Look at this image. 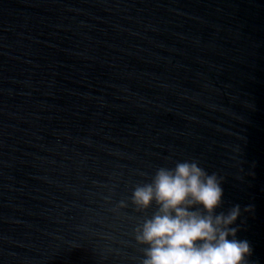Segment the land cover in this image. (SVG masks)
Listing matches in <instances>:
<instances>
[{"label": "water", "instance_id": "water-1", "mask_svg": "<svg viewBox=\"0 0 264 264\" xmlns=\"http://www.w3.org/2000/svg\"><path fill=\"white\" fill-rule=\"evenodd\" d=\"M184 161L264 264V0H0V264H142Z\"/></svg>", "mask_w": 264, "mask_h": 264}, {"label": "clouds", "instance_id": "clouds-1", "mask_svg": "<svg viewBox=\"0 0 264 264\" xmlns=\"http://www.w3.org/2000/svg\"><path fill=\"white\" fill-rule=\"evenodd\" d=\"M222 197L221 178L195 161L161 167L150 183L137 185L132 196L136 210L157 207L135 229L137 243L145 246L142 264H248L252 247L236 239L238 228L233 227L241 208L217 214ZM119 207L127 204L121 201Z\"/></svg>", "mask_w": 264, "mask_h": 264}]
</instances>
